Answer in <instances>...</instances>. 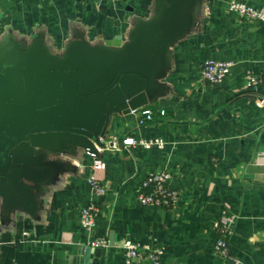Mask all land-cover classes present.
Returning <instances> with one entry per match:
<instances>
[{
  "label": "crops",
  "instance_id": "crops-1",
  "mask_svg": "<svg viewBox=\"0 0 264 264\" xmlns=\"http://www.w3.org/2000/svg\"><path fill=\"white\" fill-rule=\"evenodd\" d=\"M232 1L0 0V75L11 66L79 71L100 90L129 72L146 81L143 109L154 114L139 126L140 110L117 111L104 147L28 150L42 165L0 180V264H85L93 238L108 241L99 264H125L128 240L160 246L161 264H264V24L230 12ZM209 59L233 64L219 85L202 78ZM127 136L165 147H126ZM161 170L179 203L140 205L143 179ZM92 176L104 196L93 194ZM93 202L94 236L81 224ZM231 215L222 256L214 225ZM133 264L153 263L143 253Z\"/></svg>",
  "mask_w": 264,
  "mask_h": 264
},
{
  "label": "water",
  "instance_id": "water-1",
  "mask_svg": "<svg viewBox=\"0 0 264 264\" xmlns=\"http://www.w3.org/2000/svg\"><path fill=\"white\" fill-rule=\"evenodd\" d=\"M146 81L122 72L111 85L93 89L79 71L9 67L0 75V180L24 167H40L32 148L104 147L117 111L131 114L149 103ZM101 248L87 247L84 263L99 264Z\"/></svg>",
  "mask_w": 264,
  "mask_h": 264
},
{
  "label": "built area",
  "instance_id": "built-area-1",
  "mask_svg": "<svg viewBox=\"0 0 264 264\" xmlns=\"http://www.w3.org/2000/svg\"><path fill=\"white\" fill-rule=\"evenodd\" d=\"M228 10L235 13L240 18L264 24V7H255L243 1L234 0L229 4ZM232 65L231 62L209 59L202 65V78L210 84L219 85L229 76ZM258 83L259 81L256 77H250L248 80L249 87H254L258 85ZM259 105L263 106L264 101H261ZM133 113L138 114L139 110ZM140 114L139 126H144L154 120V114L149 109L140 110ZM162 114H164V112H162ZM117 144L119 145V142L114 141L113 147H117ZM122 144L126 147H141L144 149H151L153 146H157L160 149L165 147V141L162 138L143 139L127 136L122 139ZM101 150L102 148H99L96 152L88 151V153L92 157H97ZM262 156L264 157V153ZM171 178V173L167 170L149 172L137 191L136 197L138 203L142 206L164 208L176 206L180 201L181 193L179 189L171 185ZM89 184L96 197H102L106 194V187L100 178L92 176L89 179ZM98 214L99 208L95 202L85 206L81 211V224L84 229L92 233L93 236ZM235 220L236 216L231 215L229 218L225 219L223 223H215L214 228L222 235L214 246L216 254L222 256L229 255L230 244L226 237L232 232ZM91 245L97 248H106L108 247V241L105 239L93 238ZM123 248L125 264H133L134 260L141 257L143 253H145L146 258L153 264H161L163 249L158 245H141L128 240L125 242ZM233 260L235 264H239V260L236 257H234Z\"/></svg>",
  "mask_w": 264,
  "mask_h": 264
}]
</instances>
